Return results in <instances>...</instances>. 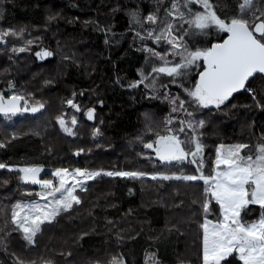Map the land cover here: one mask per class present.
Wrapping results in <instances>:
<instances>
[{"label": "trees", "instance_id": "16d2710c", "mask_svg": "<svg viewBox=\"0 0 264 264\" xmlns=\"http://www.w3.org/2000/svg\"><path fill=\"white\" fill-rule=\"evenodd\" d=\"M3 1V24L7 28L47 27L49 15H56L57 19L50 25L54 39L49 38L42 47L53 51L54 56L42 62L35 57L34 51L20 62L6 65L11 71L0 77V91L6 95L9 94L7 81L12 80L16 89L25 95L34 92V87H41L38 92L45 103L40 113L26 115L13 127L0 129L10 135L5 147L0 148V163L39 164L52 171L70 158L81 168L111 171L130 170V162L140 157L135 163L136 170L156 172L160 163L149 161L148 164L138 155L144 152L140 147L133 149L134 157L127 143L138 134L146 112L154 113L159 120L167 116L169 110L166 101L147 99L142 85L135 89L128 86L139 79L138 69L144 67V54L135 50L139 41L133 43L134 33L129 31L127 15L129 9L136 8L138 0ZM230 3L231 0L218 1L220 5ZM153 6L152 0H139L144 15ZM113 8L119 10L113 12ZM218 11L230 14L231 8H219ZM85 21H94L100 28L110 25L109 43L104 42V32ZM212 39L215 40V36ZM73 53L76 63L62 59L64 54L71 56ZM53 64L59 68L57 77L52 85H43L36 70L44 72ZM170 91L182 92L175 85L170 86ZM73 92L82 109L95 107V120H87L84 111L76 112L63 103L72 98ZM230 103L237 107L225 106L223 112L214 110L211 113L215 114L211 122H216L211 123L203 137L208 145L205 149L207 165L212 164L219 143L254 145L264 133V112L254 105L244 107L252 105L247 93L235 95ZM61 113L66 114L69 122L72 115L77 117L75 136H68L59 128L56 117ZM46 115L53 121L46 120ZM5 121L7 119L0 116V123ZM94 127L100 128L101 135L93 136ZM81 149V154L75 155ZM208 171L206 167L205 172ZM50 173H45L43 178L51 179ZM89 186V192L81 194L84 203L79 206V211L63 217L58 224L44 226L34 248L24 247L26 242L22 235L12 233L8 237V252L0 250V264H13L12 253L26 261L35 260L36 264H41V258L50 259L54 264H93L96 260L107 264L113 254L123 255L127 264H145L146 253H155L160 264H202L200 223L203 217L199 203L203 200L202 187H189L175 181L119 177H98ZM39 190L38 186L25 184L20 175L0 170V208L7 207V216L0 212V229L7 231L12 227L10 223L5 225L12 204L37 199L35 193ZM256 215L258 212L253 213ZM113 224H117L116 228ZM116 231H122L125 236L122 244L116 242ZM132 236L136 238L131 239ZM69 251L71 256L66 255ZM235 264L240 262L237 260Z\"/></svg>", "mask_w": 264, "mask_h": 264}, {"label": "snow or ice", "instance_id": "6c2138e0", "mask_svg": "<svg viewBox=\"0 0 264 264\" xmlns=\"http://www.w3.org/2000/svg\"><path fill=\"white\" fill-rule=\"evenodd\" d=\"M2 3L0 0V5ZM152 4L146 15L139 7V0L136 8L127 11L129 31L134 33L133 43L139 41L135 50L144 54V67L138 69L139 79L128 86L135 89L142 85L147 99L166 101L169 106L168 115L159 120L154 113L146 112L145 127L138 137L143 148L154 153L161 169L147 173L57 167L51 171L49 179L41 178L45 171L43 165L0 163V169L21 174L24 183L40 186V191L35 193L38 199L12 204L10 217L5 220V225L10 223L12 227L7 231L0 229V233H4L0 236V250L8 252V237L14 232L22 235L26 242L24 247L34 248L45 225L58 224L60 218L79 211L83 203L81 194L89 192V182L98 177L129 180L149 177L158 182L175 181L189 187H202L203 200L199 202L203 217L200 223L202 264H235L237 260L240 264H264V133L254 145L219 143L212 164L207 165L205 149L208 145L202 131L214 110L223 112L225 106L237 107L230 103L236 93L249 95L252 105L244 107L254 105L264 112V0H231L228 5H220L216 0H152ZM225 7L231 8L230 14L218 11ZM118 10L112 9L113 12ZM56 19V15L48 16L49 21ZM84 23H92L97 31L104 32V42L109 43L110 25L100 28L94 21ZM9 37L23 40L22 46L10 45ZM33 44V39H24V29L0 30V45L6 46L0 50L2 52L10 51L18 56L31 52ZM54 54L42 47L34 53L41 61ZM74 57V53L64 54L62 59L76 63ZM8 59L15 64L13 56ZM10 71V67H5L0 77ZM53 83V80L44 81L46 86ZM7 85L9 94L0 91V114L7 120L17 114L40 113L45 108L42 100L19 92L14 81L8 80ZM171 85L182 92L172 93ZM75 97L73 92L72 98L63 103L76 112L84 111L87 120H95V107L82 109ZM65 117L66 114L61 113L56 123L68 136H75L77 117L72 115L70 122ZM98 135L101 130L94 127L93 136ZM4 147L0 142V148ZM82 151L75 155L79 156ZM138 155L149 161L153 159L144 153ZM189 166L193 167L185 171ZM206 167L209 168L207 173ZM0 212L7 216V207L0 208ZM255 212L258 215L253 216ZM210 216L215 218L210 219ZM114 235L118 244L124 242L122 231ZM12 255L13 264H36L35 260L26 261L15 253ZM66 255L72 253L69 251ZM41 264H54V261L41 258ZM93 264H101V261ZM107 264L127 262L123 255L113 254ZM145 264H160V261L155 253H146Z\"/></svg>", "mask_w": 264, "mask_h": 264}, {"label": "rangeland", "instance_id": "374dc122", "mask_svg": "<svg viewBox=\"0 0 264 264\" xmlns=\"http://www.w3.org/2000/svg\"><path fill=\"white\" fill-rule=\"evenodd\" d=\"M218 1H221V0H216L217 3H218ZM0 7H2V9L5 7L4 1H3L2 5H0ZM3 21H4V13H3V10H2V14H0V30H4V29L20 30V29H24V39H33L34 40V44L32 46V51L31 52H28V53H20L18 56H16L15 54L11 53L10 51H7V52L0 51V70L3 67H5L6 65H8L9 63L10 64L13 63L12 61H10L8 59V56H13L14 57V60H15V63H18L21 60H23L24 58H27V55H33L32 53L34 51L36 52L41 47H44L46 45L47 40L49 38L50 39L51 38L54 39V36L51 34L52 30H50L51 21H49L47 27H45V26L44 27H38V26L16 27V26H14V27H8V28L5 27V24H3ZM8 39H9L10 45L14 44L16 46H22V44H23V40L15 39V38H12V37H9ZM37 46H39V47H37ZM5 47H6L5 45H0V50L4 49ZM49 58H52V57H49ZM58 69H59L58 66L56 64H53V65L47 66L46 69L44 70V72L41 69H37L36 70V74L37 75L39 74L40 82L43 85H45L44 84V81L45 80H53L54 81V79L57 77ZM40 86H41V84H40ZM40 88L41 87H34V92H35L34 98L37 99V100H41L42 99V98H40V93L38 92ZM34 92L31 91L29 94H32L33 95ZM204 111H206V110H204ZM31 114H33V113L27 112V113L17 114L15 116H13L11 120H7L5 122L0 123V129L5 128L6 126L13 127L15 124H17L19 121L22 120V117H24L26 115H31ZM218 114H221V113H218ZM197 115H199V114H197ZM214 115L215 114H211V116L209 115L208 118H207L208 123H206L205 128L202 130L205 133V135L207 133L208 127L211 126V123L212 122H216V120L211 122V120H212L211 117L214 116ZM46 120H50V116L49 115H46ZM51 120L53 121V118ZM144 127H145V122L142 123L141 129L139 130L138 134L135 137H132V138H130L127 141V143H128V149L130 150L129 152L131 153V155L134 156L135 154L133 152V149L140 147L142 149V151H144L143 153H145V155H150V156L153 157V159L150 162H155L156 160L154 159V153H152L151 150H149V149H144L143 146H142V144L140 143V141L138 139V137L140 135H142L143 130H144ZM0 133L2 134V140L1 141L3 143H5L8 140H10V137H9L10 135L9 134L4 133L1 130H0ZM145 139H150V137H145ZM134 157H136V156H134ZM143 159H145V158H143ZM137 160L140 161V157L139 158H135L134 161H131L130 162L131 164L128 165L130 167V170H136L135 163H136ZM145 161L149 164V160L148 159H145ZM133 165H134V167H133ZM57 167H68V168L71 169V168H75V167H78V166H75L73 164V162H72V159L69 158V159L65 160L63 164H60ZM44 169H45V171L41 173V178L44 177L45 173H50L51 172L49 169H46V168H44ZM160 169H161V166L158 169H156V171H158ZM0 170L1 171H7V172H9L7 169H0ZM9 173H13V174H17V175H20L21 176V174H18L16 172H9ZM143 179H150V178L149 177H145ZM91 182H94V181H90L89 184ZM30 185H33V184H30ZM34 186L40 187L39 185H34ZM37 199H38V197H37ZM26 202H29V201H26ZM83 203H84V200H83ZM83 203H82V205H83ZM60 219L62 220L63 217L60 218ZM80 223H81V221H80ZM123 223H127V221H124ZM81 226H82V224H81ZM112 226L114 228H116L117 224H113ZM125 226L126 225H123V227H125ZM92 232H94V230Z\"/></svg>", "mask_w": 264, "mask_h": 264}, {"label": "water", "instance_id": "95a60500", "mask_svg": "<svg viewBox=\"0 0 264 264\" xmlns=\"http://www.w3.org/2000/svg\"><path fill=\"white\" fill-rule=\"evenodd\" d=\"M240 93H242V92H240ZM240 93H236V94H234V96H235V95H237V94H240ZM234 96H233V97H234ZM0 116H3V115H2V114H0Z\"/></svg>", "mask_w": 264, "mask_h": 264}]
</instances>
